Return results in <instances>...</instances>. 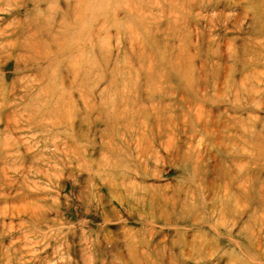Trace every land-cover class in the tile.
I'll list each match as a JSON object with an SVG mask.
<instances>
[{
	"label": "rangeland",
	"instance_id": "rangeland-1",
	"mask_svg": "<svg viewBox=\"0 0 264 264\" xmlns=\"http://www.w3.org/2000/svg\"><path fill=\"white\" fill-rule=\"evenodd\" d=\"M0 169V264H264V0H0Z\"/></svg>",
	"mask_w": 264,
	"mask_h": 264
},
{
	"label": "bare ground",
	"instance_id": "bare-ground-1",
	"mask_svg": "<svg viewBox=\"0 0 264 264\" xmlns=\"http://www.w3.org/2000/svg\"><path fill=\"white\" fill-rule=\"evenodd\" d=\"M214 4V3H213ZM190 8V7H189ZM233 10V9H232ZM168 11V10H167ZM149 14V13H148ZM171 15V14H170ZM137 16V15H136ZM138 17H140V16H138ZM141 17H142V15H141ZM175 17V16H174ZM181 17H182V15H181ZM172 26V25H171ZM201 27V26H200ZM171 32V31H170ZM178 32V31H177ZM194 32V31H193ZM201 36V35H200ZM218 36V35H217ZM220 37V36H219ZM173 38V37H172ZM205 38V37H204ZM207 38V37H206ZM221 38V37H220ZM175 40V39H174ZM201 42V41H200ZM199 42V43H200ZM191 44V43H190ZM144 45V44H143ZM191 46V45H190ZM170 50V49H169ZM179 53V52H178ZM123 92V91H122ZM126 95V94H125ZM186 96V95H185ZM201 98V97H200ZM126 99V98H125ZM181 100V99H180ZM208 101V100H207ZM213 101V100H212ZM171 103V102H170ZM146 104V103H145ZM148 104V103H147ZM153 106V105H152ZM158 106V105H157ZM190 106V105H189ZM125 109V108H124ZM192 109V108H191ZM149 110H151V109H149ZM169 110V109H168ZM54 111H56V110H54ZM191 111V110H190ZM192 112V111H191ZM196 112V111H195ZM215 112V111H214ZM193 113V112H192ZM118 114V113H117ZM197 114V113H196ZM198 115V114H197ZM110 118H112V116L110 117ZM191 118H192V116H191ZM205 118V117H204ZM135 119V118H134ZM180 119V118H179ZM111 120V119H110ZM113 120V119H112ZM192 120V119H191ZM199 120V119H198ZM174 121V120H173ZM201 121V120H200ZM141 122V121H140ZM168 122H170V121H168ZM175 122V121H174ZM188 122V121H187ZM192 122V121H191ZM202 122H204V121H202ZM126 123V122H125ZM144 123V122H143ZM184 123V122H183ZM201 123V122H200ZM199 123V124H200ZM128 124V123H127ZM180 124H182V122L180 123ZM186 124V123H185ZM195 124V123H194ZM198 124V125H199ZM133 125V124H132ZM192 125V124H191ZM177 126V125H176ZM181 126V125H180ZM152 127V126H151ZM182 127V126H181ZM131 128V127H130ZM149 128V127H148ZM166 128V127H165ZM195 128V127H194ZM136 129V128H135ZM179 129V128H178ZM178 129H176V130H178ZM196 129H198V128H196ZM125 130V129H124ZM130 130V129H129ZM149 130V129H148ZM180 130V129H179ZM148 132V131H147ZM171 132V131H170ZM199 132V131H198ZM160 133H162V130H161V132ZM204 133V132H203ZM202 133V134H203ZM135 135V134H134ZM149 135H150V133H149ZM165 135V134H164ZM178 135V134H177ZM201 135V134H200ZM199 135V136H200ZM132 136V135H131ZM155 136V135H154ZM157 136V135H156ZM207 136H208V134H207ZM206 136V137H207ZM138 137V136H137ZM166 137V136H165ZM206 137H205V139H206ZM136 139V138H135ZM181 139V138H180ZM201 139V138H200ZM14 140V139H13ZM130 140V139H129ZM148 140V139H147ZM164 140V139H163ZM15 141V140H14ZM156 141V140H155ZM158 141V140H157ZM179 141V140H178ZM225 141V140H224ZM132 142V141H131ZM136 142H137V140H136ZM164 141H162L161 143H163ZM170 143V142H169ZM64 144V143H63ZM113 144V143H112ZM122 144V143H121ZM134 144V143H133ZM165 144V143H164ZM57 145V144H56ZM132 145V144H131ZM171 145V144H170ZM213 145V144H212ZM232 145V144H231ZM122 146V145H121ZM156 146V145H155ZM154 146V147H155ZM172 146V145H171ZM194 146V145H193ZM215 146V145H214ZM181 147V146H180ZM220 147V146H219ZM223 147V146H222ZM50 148V147H49ZM57 148V147H56ZM121 148V147H120ZM132 148V147H131ZM136 148L137 149H139L138 151H137V153H136V159H138L139 160V162L141 163V165H143V162H144V165L143 166H141L142 168H140V169H134V170H132V172L131 173H134V174H141V171H142V173H144V175H148V170H147V168L149 167V165H150V163L149 162H151L150 161V159H152L153 157H156L157 156V154L155 155V154H152V151L153 150H150V149H147V147H146V145L145 144H141V142L140 143H137V146H136ZM157 148H158V145H157ZM203 148V147H202ZM14 149V148H13ZM82 149H83V147H82ZM113 149V148H112ZM156 149V148H155ZM181 149V148H180ZM193 149V148H192ZM203 149H205V148H203ZM114 150V149H113ZM173 151V150H172ZM180 151V150H179ZM196 151H199V149L198 150H196ZM195 151V152H196ZM75 152V151H74ZM162 152V151H161ZM164 152V151H163ZM194 152V151H193ZM194 152V153H195ZM203 152V151H202ZM206 152V151H205ZM67 153V152H66ZM165 153V152H164ZM173 153V152H172ZM200 153V152H199ZM207 153V152H206ZM63 154V153H62ZM65 154V153H64ZM175 154V153H174ZM181 155V154H180ZM196 155V154H195ZM192 156V155H191ZM207 156V155H206ZM56 157V156H55ZM58 157V156H57ZM159 156H157V158H158ZM174 157V156H173ZM69 158V157H68ZM75 158V157H74ZM161 158H162V154H161ZM167 158V157H166ZM184 158V157H183ZM182 158V159H183ZM189 158H190V156H189ZM188 158V159H189ZM194 158V157H193ZM198 158V157H197ZM200 158H202V157H200ZM160 159V158H159ZM191 159V158H190ZM189 159V160H190ZM195 159V158H194ZM216 159V158H215ZM69 160V159H68ZM143 160V161H142ZM186 160V159H185ZM205 160V159H204ZM210 160V159H209ZM219 160V159H218ZM170 161H172V160H170ZM174 161H176V160H174ZM207 161V160H206ZM61 162V161H60ZM155 162H156V160H155ZM155 162H154V164H155ZM165 162V161H164ZM181 162V161H180ZM190 162V161H189ZM212 162V161H211ZM75 163V162H74ZM153 163V162H152ZM175 163V162H174ZM177 163V162H176ZM209 163V162H208ZM160 164V163H159ZM187 164V163H186ZM196 164V163H195ZM194 164V165H195ZM205 164V163H204ZM138 165V164H137ZM196 165H198V164H196ZM210 165H212V164H210ZM21 166V165H20ZM159 166V165H158ZM173 166H175V165H173ZM160 167V166H159ZM195 167V166H194ZM196 168V167H195ZM203 168V167H202ZM209 168V167H208ZM1 170V169H0ZM52 170V169H51ZM162 170V169H161ZM196 170H198V168H196ZM3 171V170H2ZM126 171V170H125ZM124 171V172H125ZM152 171V170H151ZM199 171V170H198ZM37 172V171H36ZM128 172V171H127ZM126 172V173H127ZM154 172V171H153ZM196 172V171H195ZM58 173H60V172H58ZM57 173V174H58ZM197 173V172H196ZM61 174V173H60ZM207 174V173H206ZM187 175V174H186ZM221 175V174H220ZM238 175V174H237ZM97 176V175H96ZM197 176H198V174H197ZM210 176V175H209ZM100 177L102 178V180H103V176L102 175H100ZM213 177V176H212ZM215 177H217V176H215ZM225 177V176H224ZM44 178H45V176H44ZM135 178V177H134ZM133 178V179H134ZM207 178V177H206ZM218 178V177H217ZM136 179V178H135ZM196 179V178H195ZM194 179V180H195ZM48 180V179H47ZM50 180V179H49ZM106 179H104V181H105ZM132 180V179H131ZM206 180V179H205ZM124 181L125 182H131V181H128V179H126V178H124ZM10 182V181H9ZM193 182V181H192ZM62 183V182H61ZM132 183V182H131ZM179 184V183H178ZM206 184V183H205ZM91 185V184H90ZM133 185V184H132ZM221 185V184H220ZM122 186V185H121ZM212 186V185H211ZM210 186V187H211ZM223 186V185H222ZM221 186V187H222ZM135 187V186H134ZM133 187V190H134V193H131L132 195H134V198H136V196H137V193H136V191H135V188ZM209 187V186H208ZM137 188V187H136ZM189 188V187H188ZM215 188V187H214ZM120 189H121V187H120ZM161 189V188H160ZM190 189V188H189ZM216 189V188H215ZM112 190V189H111ZM137 190V189H136ZM156 190V189H155ZM158 190V189H157ZM202 190V189H201ZM200 190V191H201ZM162 191V190H161ZM214 191V190H213ZM217 191H218V189H217ZM217 191H215V192H217ZM224 191H226V190H224ZM202 192V191H201ZM227 192V191H226ZM91 193H93L92 191H91ZM142 193V192H141ZM212 193V192H211ZM214 193V192H213ZM212 193V194H213ZM218 194H220V193H218ZM188 195V194H187ZM121 196V195H120ZM132 197V196H131ZM149 197V196H148ZM124 198V197H123ZM139 198V197H138ZM156 198V197H155ZM171 198V197H170ZM174 198V197H173ZM206 199H208V198H206ZM243 199V198H242ZM204 200V199H203ZM217 200V199H216ZM220 200V199H219ZM126 201V200H125ZM162 201V200H161ZM103 203V202H102ZM126 203V202H125ZM144 203V202H143ZM124 204V203H123ZM180 204V203H179ZM187 204V203H186ZM196 204H197V202H196ZM185 205V204H184ZM194 205V204H193ZM201 205V204H200ZM204 205H205V203H204ZM197 206V205H196ZM124 207V206H123ZM156 207V206H155ZM195 207V206H194ZM193 207V208H194ZM206 207V206H205ZM114 208H116V207H114ZM176 208H177V206H176ZM188 208H190V207H188ZM192 208V207H191ZM197 208V207H196ZM208 208V207H207ZM25 209V208H24ZM52 209V208H51ZM178 209V208H177ZM220 209H222L221 207H220ZM47 210V209H46ZM113 210V209H112ZM115 210V209H114ZM125 210V209H124ZM185 210V209H184ZM223 210V209H222ZM10 211V210H9ZM25 211H26V209H25ZM117 211V210H116ZM167 211V210H166ZM195 211H197V209L195 210ZM242 211H243V209H242ZM7 212V211H6ZM24 212V211H23ZM171 212V211H170ZM191 212H193V211H191ZM108 213V212H107ZM116 213V212H115ZM155 213H156V211H155ZM183 213V212H182ZM182 213H181V215H182ZM185 213V212H184ZM214 213V212H213ZM168 214V213H167ZM204 214V213H203ZM108 215V214H107ZM156 215V214H155ZM154 215V216H155ZM187 215V214H186ZM197 215V214H196ZM218 215V214H217ZM163 216V215H162ZM213 216V215H212ZM107 217V216H106ZM156 217V216H155ZM173 217H175V216H173ZM182 217V216H181ZM187 217V216H186ZM207 217V216H206ZM53 218V217H52ZM115 218V217H114ZM179 218V217H178ZM188 218H189V215H188ZM192 218V217H191ZM217 218V217H216ZM59 219V218H58ZM167 219H168V217H167ZM206 219V218H205ZM225 221V220H224ZM224 221H223V223H224ZM185 222V221H184ZM191 222V221H190ZM198 222V221H197ZM196 222V223H197ZM205 222H206V220H205ZM204 222V223H205ZM183 223V222H182ZM128 224H126L125 226H127ZM118 226V225H117ZM199 226V225H198ZM204 228V227H203ZM133 229V228H132ZM131 228H129L127 231H126V234H128V235H126V236H129V238L128 239H130V241L128 240V239H125L126 240V244H127V250H128V253H129V256H130V258H131V260H134L133 262H134V264H163L164 263V261L165 260H163V259H166V255H167V253H172V251H173V248L172 247H170L167 243H168V241H167V239H166V237H163V238H161L160 240H159V242H156V243H153L154 241H152V239H153V227L151 228V229H149V230H144L143 232H140V235H136L137 233H133V230H132ZM178 234V233H177ZM47 235V234H46ZM216 235V234H215ZM214 235V236H215ZM125 236V237H126ZM148 236H149V238H148ZM187 237V236H186ZM200 240V239H199ZM219 240V239H218ZM187 241V239L186 238H184V242H186ZM201 241V240H200ZM204 241V240H203ZM217 241V240H216ZM221 241V240H220ZM38 242V241H37ZM41 242V241H40ZM190 242V241H189ZM205 242V241H204ZM182 243H183V241H182ZM192 245V244H191ZM183 246H185V245H183ZM193 246V245H192ZM204 246V245H203ZM220 247V246H219ZM162 249H163V252H162ZM120 252V251H119ZM182 252V251H181ZM159 253H162V255H159ZM194 253V252H193ZM121 254V253H120ZM120 254H119V256H120ZM22 255V254H21ZM118 254H116V256H117ZM177 255V254H176ZM179 255V254H178ZM121 257H122V254H121ZM165 257V258H164ZM182 257H183V255H182ZM8 259V258H7ZM168 259V258H167ZM181 259V258H180ZM36 260V259H35ZM122 260H124V261H126L127 262V260L124 258V256H123V258H122ZM7 261V260H6ZM103 261V260H102ZM158 261H161L160 263L158 262ZM166 262H167V260H166ZM205 262V261H204ZM128 263V262H127ZM176 264V263H175Z\"/></svg>",
	"mask_w": 264,
	"mask_h": 264
}]
</instances>
